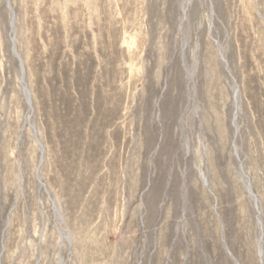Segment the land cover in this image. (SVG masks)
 I'll return each mask as SVG.
<instances>
[{
	"label": "rangeland",
	"instance_id": "obj_1",
	"mask_svg": "<svg viewBox=\"0 0 264 264\" xmlns=\"http://www.w3.org/2000/svg\"><path fill=\"white\" fill-rule=\"evenodd\" d=\"M0 264H264V0H0Z\"/></svg>",
	"mask_w": 264,
	"mask_h": 264
},
{
	"label": "bare ground",
	"instance_id": "obj_2",
	"mask_svg": "<svg viewBox=\"0 0 264 264\" xmlns=\"http://www.w3.org/2000/svg\"><path fill=\"white\" fill-rule=\"evenodd\" d=\"M21 65H22V62H21ZM22 73H23V75H22V73H21V75H22V82H23V84H24V91H25V94H26V98H27V100H28V103L30 102L29 100H30V96H29V90H28V88H27V86H26V84H25V72H24V69L22 68ZM247 188H248V190H249V192L251 193V188H250V186L249 185H247ZM252 194V193H251Z\"/></svg>",
	"mask_w": 264,
	"mask_h": 264
},
{
	"label": "water",
	"instance_id": "obj_3",
	"mask_svg": "<svg viewBox=\"0 0 264 264\" xmlns=\"http://www.w3.org/2000/svg\"><path fill=\"white\" fill-rule=\"evenodd\" d=\"M13 49H14L15 54H17V56H19L18 53L16 52L15 45L13 46ZM21 62H22V61H21ZM21 62H20V63H21Z\"/></svg>",
	"mask_w": 264,
	"mask_h": 264
}]
</instances>
